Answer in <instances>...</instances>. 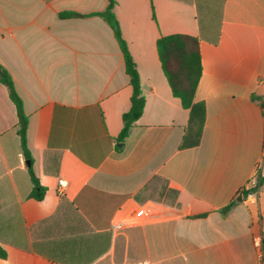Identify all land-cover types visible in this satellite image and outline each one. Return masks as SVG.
Returning a JSON list of instances; mask_svg holds the SVG:
<instances>
[{"label": "crops", "instance_id": "1", "mask_svg": "<svg viewBox=\"0 0 264 264\" xmlns=\"http://www.w3.org/2000/svg\"><path fill=\"white\" fill-rule=\"evenodd\" d=\"M115 1L145 99L120 146L132 88L114 32L98 16L61 17L102 12L108 0H0V64L45 189L30 196L16 107L0 83V264H264V183L242 194L259 164L264 175V0ZM220 6L213 43L199 12ZM173 34L200 42L195 101L206 118L190 148L189 110L157 53Z\"/></svg>", "mask_w": 264, "mask_h": 264}, {"label": "trees", "instance_id": "2", "mask_svg": "<svg viewBox=\"0 0 264 264\" xmlns=\"http://www.w3.org/2000/svg\"><path fill=\"white\" fill-rule=\"evenodd\" d=\"M115 5V0H108L107 8L102 12L89 15L66 12L61 14V17L75 18L98 16L102 18L114 32L115 38L123 54L125 71L129 76L130 86L132 88L130 109L122 117L123 127L117 138V142L123 145L129 135L133 123L139 119L143 113L145 99L142 95L140 77L136 65L129 53L126 42L121 36L119 23L113 13ZM221 7L222 6H220V9L216 11L205 13L199 12V23L201 25V29L208 33L209 38L213 41V43H216L219 37V30L222 21ZM205 26H207V28ZM157 53L162 71L171 88L173 96L180 100L184 109L189 110L188 126L181 143V148L195 147L200 142L206 118L204 103L195 101L196 89L202 74L199 39L197 37L184 34L162 36L157 41ZM0 83L7 88L9 97L16 107L18 118L16 132L20 138L23 155L27 162H29L28 172L33 184L30 196L37 200H42L45 195V189L40 186L39 181L33 173V159L27 147L28 117L25 114L23 101L16 90L10 73L1 64ZM118 150H121V147H119ZM263 183L264 175H259L256 186L252 189L244 190L242 194L245 196L250 192H255ZM236 203V200L233 199L226 207L221 209L220 212L223 215L227 214L236 205ZM5 256V252L0 246V257L4 259Z\"/></svg>", "mask_w": 264, "mask_h": 264}, {"label": "built area", "instance_id": "3", "mask_svg": "<svg viewBox=\"0 0 264 264\" xmlns=\"http://www.w3.org/2000/svg\"><path fill=\"white\" fill-rule=\"evenodd\" d=\"M260 168H261V165L259 164L258 170H257V174L251 180V182H249L248 189H252V188H254L256 186V182H257L258 176L262 175L261 172H260ZM58 185H59V194H63V189L66 187V182L64 180H59L58 181ZM90 264H97V263L93 262V263H90ZM122 264H151V263L148 262V261H133V262H125V263H122Z\"/></svg>", "mask_w": 264, "mask_h": 264}, {"label": "water", "instance_id": "4", "mask_svg": "<svg viewBox=\"0 0 264 264\" xmlns=\"http://www.w3.org/2000/svg\"><path fill=\"white\" fill-rule=\"evenodd\" d=\"M121 144H119V146H120ZM27 164L29 165V162H27ZM241 198H239V200H240Z\"/></svg>", "mask_w": 264, "mask_h": 264}]
</instances>
